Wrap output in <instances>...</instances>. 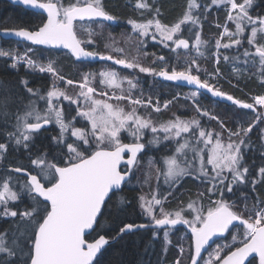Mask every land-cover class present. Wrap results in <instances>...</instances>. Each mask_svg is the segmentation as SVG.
Instances as JSON below:
<instances>
[{"label":"snow or ice","instance_id":"snow-or-ice-1","mask_svg":"<svg viewBox=\"0 0 264 264\" xmlns=\"http://www.w3.org/2000/svg\"><path fill=\"white\" fill-rule=\"evenodd\" d=\"M126 2L131 4V0ZM19 3L42 10L40 14L46 13V20L33 29H3L5 34L19 38L17 44L29 42L30 46L23 51L0 47V59L10 60L7 66L11 69L18 70L22 63L30 72L47 73L53 79L42 93L39 88L28 87V79L21 77L19 84L29 97L26 103L22 95L14 94L12 87L0 81V122L8 125L14 119L12 130H2L4 141L0 142V218L12 221L10 228L0 232V264H97L110 242L140 230L151 231L145 252L162 232L163 256L156 260V264H162L173 246L170 233L177 225H184L190 237L185 233L178 238L181 242L175 245L179 255L174 264H182V259L189 264H245L252 254L250 264H255L256 258L258 264H264V197L258 190V186H264V127L260 126L264 124V93L252 95L251 102H245L218 86L223 77L222 59L231 65V74L237 80L255 77L264 87V14L253 15L251 11L257 0H186L182 15L173 23L161 20L158 0H135L133 7L142 19L129 18L131 30L121 33L124 44L135 49L136 55L131 58L111 31L105 51L94 47L96 38H103L104 29L109 27L106 22L119 19L106 10L104 0ZM213 6L226 13L224 24L215 23L222 30L214 43L202 35L203 23ZM149 37L171 55L144 51L145 38ZM32 46L67 50L66 54L82 65L97 59L111 62L132 74L122 76L105 65L99 71H83L78 81L66 79L55 59H33ZM149 56L152 65L161 66L143 65L141 58ZM200 60H211L212 70L202 67ZM181 64L183 67L177 70ZM137 71L177 82V86H195V90L177 92L161 104L159 94L154 96L152 92L155 79L145 91L134 74ZM69 87L77 89L74 95ZM202 90L213 98L230 101L238 109L250 110L255 118L246 124L244 117L234 114L235 126L226 127L224 120L202 106ZM180 99L190 102L198 115L182 117L174 113L167 120L153 119V112L166 111ZM204 118L215 121L219 130L207 127ZM50 124L58 132L42 150L35 141ZM254 129H258L255 141L251 136ZM166 141L174 146L171 154H166L169 149L165 147L159 159L149 156L143 181L137 178L132 185L144 150ZM10 148L17 153L24 151L27 166L5 165ZM249 150L259 153L258 166L255 161L245 162ZM153 173L155 187L151 184ZM186 177L198 181L204 189L198 190L194 199L190 197L186 205L181 202L178 208L167 209L166 202ZM126 185L141 189L135 199L147 223L121 219L125 206L131 203L130 198L120 195ZM145 186L149 193L143 192ZM110 202L106 220L118 231L113 229L115 234L106 236L100 234V218L105 217L104 209ZM17 203L22 207H13ZM232 228L237 231L230 243L216 244L208 251L214 237L223 238ZM89 230L98 237L91 242L86 239ZM184 240L189 241L187 247ZM205 251L206 258L202 254Z\"/></svg>","mask_w":264,"mask_h":264},{"label":"trees","instance_id":"trees-1","mask_svg":"<svg viewBox=\"0 0 264 264\" xmlns=\"http://www.w3.org/2000/svg\"><path fill=\"white\" fill-rule=\"evenodd\" d=\"M105 6L109 9V12L113 15L118 16L120 19L125 18L126 16H129L130 14L135 17V14L133 12H129V8H127V5L125 4L124 0H105ZM207 0H201V2H206ZM65 3L68 2V0H64ZM186 0H158L159 6L161 8L162 17L161 20L164 23H171L174 20H177L183 12V9L185 7ZM239 2V0H238ZM261 12V13H260ZM264 14V0H257L256 5L253 8V14L256 15ZM214 14L217 13H209L207 16V19L203 23V27L207 28L208 34L206 35V39H209L208 36H210L211 33H214L215 37L211 38L213 43L215 38L219 35V30L214 29L213 24V17ZM121 16V17H120ZM220 19L219 23L223 24L225 22L226 15L219 14ZM42 20H44V16L40 13H33L32 11L25 10L21 8L20 6L13 5L9 3L7 0H0V29L1 28H7V27H35L39 25ZM108 28L104 29V37L100 38L97 37V39L105 40L108 38L106 36V33L108 32ZM122 30V32H126V30L122 28H118ZM106 36V37H105ZM101 42H97L94 47L98 51L103 52V45H100ZM29 44H17V41L12 39H1L0 38V47H18L20 51L24 50V47ZM33 47V46H32ZM157 45H152V47L149 49L153 52H155L157 55H166L170 56L169 50H161L160 47L156 48ZM154 48V49H153ZM35 51H43L49 55L53 56H60L63 59L62 65L57 66L58 69L61 70V74L65 77H70L75 81H78L79 78L76 75H73L72 73L73 69L77 68L80 70H94L95 67H82V64H79L75 62L72 58H70L66 51H59V50H53V49H45L42 47H34ZM91 50V49H90ZM148 50V49H147ZM183 53V50L181 51ZM37 59V58H36ZM152 57L149 56L147 59H141V63L151 64ZM204 62V64H201ZM10 60H3L0 59V81H3L6 85L10 86L14 90V94L22 95L24 97V102H27L28 94L26 93V90L23 88L22 85L19 84V80L21 77H24L28 79V87H31L33 89L39 88L42 91H46L47 88L50 87L52 79L51 77L46 73H39V72H30L27 70L24 65L21 63L18 67V70L11 69L7 65L10 64ZM200 65L209 69L210 71L213 68L212 61L209 60L208 62H205L204 60L199 61ZM152 65V64H151ZM161 65L156 64L153 65V67L159 68ZM74 67V68H73ZM183 65H177V70H181ZM220 68L223 73V78L219 80L218 86L221 87L222 91L233 95L236 99L244 100L245 102L250 101L251 95H257L264 93V87H261L255 77L248 79L245 77L244 79L237 80L234 76H232V68H230L229 64H226L221 59ZM202 74V73H201ZM202 76V75H201ZM156 81V80H155ZM231 81V82H229ZM161 83V85H164L163 89L161 90L159 87H154V92L159 94L160 102H163L165 99L171 100L173 96L176 95L177 92L183 94L185 91H188L187 88L179 87L175 84L170 83H162L160 81H156ZM235 85V86H234ZM18 89V93L15 92V90ZM166 91V92H165ZM204 103L207 105H211L212 103L218 108L213 111V109H210L215 114H217L222 120L225 121L226 127H234L235 121L233 119L234 114L236 116H241V113L247 114L249 116H255L251 111L246 109H238L235 105H228L226 103L218 102L213 99H210L209 97L203 96ZM215 101V103H214ZM188 102H185L184 100L180 99L178 102H174L168 110L162 111L161 113L157 114L155 112L152 113L153 119H163V118H171L173 114L180 115L182 117H192L193 115H198L195 113L194 109L193 111L187 110L186 107H181V105H185ZM204 107V105L202 104ZM13 110H15L16 105L13 104ZM143 112V110H141ZM155 114V115H154ZM157 115V116H156ZM242 117V116H241ZM251 121H246L245 123H250ZM14 123V119L10 121L8 125H5L4 123L0 122V142L4 141V136L2 134V130L7 127L8 130L11 129V124ZM203 123L207 125V123L203 120ZM214 125H213V124ZM212 127H217L218 124L215 121H212ZM261 127H264V124L260 125ZM257 132L258 129H254L253 133L251 134L252 139L255 141L257 138ZM52 132H50L49 129H46L41 133L40 136L36 138V145L40 146L43 150V147L45 144L48 143L52 136ZM56 133H54L55 135ZM168 145V144H167ZM148 149V147H147ZM146 149V150H147ZM155 149L156 152L152 154V157L155 159H159L160 155L162 153H165L163 151L164 147L161 146L159 149L157 148H151ZM170 149V147L168 148ZM142 153L140 156L141 163L146 161V157L149 155L147 152ZM171 151H168L166 154H170ZM25 153L21 149L20 152H15L10 148L8 153V159L5 161V165H7L9 162L13 164H22L27 166L28 161L24 158ZM255 161L256 165L258 166L260 164V156L258 152H253L249 150L245 153V162L248 164H252V162ZM135 176V175H134ZM134 176L132 177V181L135 179ZM187 188L194 189L195 184L192 180H186L184 181ZM134 185V184H132ZM132 185H126L124 186V191L120 193V195L126 196L131 199V203L126 205V211L123 213L121 219H123L125 222H145L146 219L140 215V210L137 204V201L135 197L140 193V188L137 187L134 190L132 189ZM188 190V191H189ZM258 190L261 192L262 197H264V186H258ZM239 195V193H237ZM25 198V202H26ZM13 207H22L21 204L17 203L13 205ZM111 207V202L108 206L105 207V217L100 218L101 226L103 231L100 232V234H105L106 236H112L115 234V231H118V228H115L114 225H110L107 220L106 216L109 211V208ZM11 219H4L0 218V232H2L4 229H8L11 227ZM115 229V231L113 230ZM237 229L232 228L223 238H219L215 240V243L220 242H230L231 236L236 233ZM186 232L182 228H175L173 229V232L170 233V238L172 240L173 246H171L168 250L167 255L164 257L162 264H174V261L176 257L179 255L178 248L175 246L181 241H179V237L184 235ZM188 235V233H186ZM189 236V235H188ZM97 237V233L91 231L89 234L86 235V239L88 241H92L94 238ZM190 237V236H189ZM151 239V231H144L140 230L138 232H135L133 234H127L122 239H119L117 241H112L108 246L105 247V249L102 250V255H99V259L97 261V264H141L143 261L144 264H147L148 261H151L152 264H156V260L159 256H163V252L161 249L162 245V232L160 233V236L158 239L152 241V246L148 247V251L145 252V245L148 243V241ZM184 245H188L189 241L184 240L182 241ZM214 243L211 244V246ZM210 249V248H209ZM207 251H205L206 253ZM250 259L247 264H250ZM182 264H188L187 259H182ZM255 264H257V259Z\"/></svg>","mask_w":264,"mask_h":264},{"label":"rangeland","instance_id":"rangeland-1","mask_svg":"<svg viewBox=\"0 0 264 264\" xmlns=\"http://www.w3.org/2000/svg\"><path fill=\"white\" fill-rule=\"evenodd\" d=\"M186 3V2H185ZM202 3H210V0H207L206 2H202ZM209 13H217V14H214V16H216V17H213V24H214V29H216V30H219V29H217L216 27H215V23L216 22H219V19H220V16H219V14L221 15V17L223 16V15H226V13H225V11L223 10V8H217V7H215V6H213L210 10H209ZM142 19V18H141ZM140 20V19H139ZM121 21H123V20H121ZM176 20H174L173 22H175ZM173 22H171V23H173ZM127 23V22H126ZM224 24V23H223ZM127 25H128V27L126 26L124 29L126 30V32H128V31H130L131 30V25H129L128 23H127ZM229 25H230V28H232L233 30H234V25L233 24H231V22H229ZM108 30V32L109 31H111V33H112V36L114 37V38H116L118 41H120V46H123V47H125V51H126V54L128 55V53H130L131 54V56L129 57V58H131L132 56H135L136 55V52H135V49H134V47H132V46H129V45H125L124 44V42H123V38H122V36H121V33H122V30H120V29H116V30H111V29H107ZM222 29H220V31H221ZM108 32L106 33V36H108ZM208 34V31H207V28H202V35H203V38L204 39H206L207 37H206V35ZM81 36L82 37H86V35L84 34V33H81ZM105 36V37H106ZM213 37H215V35H214V33H211L210 34V36H208V38H213ZM108 39V38H107ZM106 39V40H107ZM146 40H147V45L144 47V51H147L148 53H151L152 51L151 50H149L151 47H152V45H157V47L156 48H159L160 47V49L161 50H163V47H162V45H158V44H156L153 40H151V38L149 37V38H145ZM106 40H102V41H100L101 42V44L100 45H103V51H105V48H104V43H105V41ZM245 45H246V41H245ZM148 49V50H147ZM154 49V48H153ZM164 50H167V49H164ZM182 51V50H181ZM221 51H225V50H221ZM183 54V53H182ZM228 54H230V53H228ZM30 55H32V58L33 59H38V60H40L41 62H46V58H53V59H55L56 61H57V65L58 66H61L62 65V62H63V59L60 57V56H53V55H49V54H47V53H45V52H43V51H34V53H32V54H30ZM141 59H143V58H141ZM143 64V63H142ZM201 64H204V62H202ZM143 65H145V66H153V65H151V64H146V63H144ZM102 67H104V66H99V67H97L98 69H94V70H96V71H99ZM203 67H205V65H203ZM74 68V67H73ZM117 71H119L120 73H121V75L122 76H127V75H130V74H132L131 73V70H129V69H126V70H121L120 68H115ZM83 71H88L87 69H85V70H78L77 68H75V69H73V71H72V73H74L73 75H76L79 79H80V76H81V73L83 72ZM47 74V73H46ZM135 75H137L138 77H139V79H140V81H141V86L144 88V90L145 91H147L148 89H149V86L150 85H153V81H154V79L156 80V81H158L156 78H153L152 76H149V75H147V74H143V73H139L138 71L136 72V73H134ZM49 75V74H48ZM202 75V77H203V73L201 74ZM50 76V75H49ZM51 77V76H50ZM223 78V77H222ZM51 79H53L52 77H51ZM67 79V78H66ZM72 79V78H71ZM75 81V80H74ZM160 82H162V81H160ZM162 83H167V82H162ZM168 84V83H167ZM60 86L61 87H63V83H61L60 84ZM154 86H156V87H159L161 90L164 88L163 86L164 85H161V83H159V82H156L155 84H154ZM191 90H193V89H188V91H185L183 94H185V93H188V92H190ZM47 91V90H46ZM68 91H69V93L70 94H72V95H74L75 94V92L77 91V89L75 88V87H69L68 88ZM152 92H153V95L155 96L157 93H155L154 92V87H152ZM166 92V91H165ZM45 93V92H44ZM252 96V95H251ZM248 102H251V99H250V101H248ZM161 104H163V102H161ZM202 104L204 105V107H206V108H208L209 110L210 109H213V111L215 110V109H218L213 103L211 104V105H207V104H205L204 103V98H202ZM185 105H187L186 106V108H187V110L188 111H190V114H191V111H193L192 110V108H191V104H190V102H188V103H186ZM65 108H67V102H64V105H63ZM40 107H43V102H41L40 103ZM73 107V112H72V115H74L75 114V112H74V108H75V106H72ZM259 110V109H258ZM155 115V114H154ZM157 116V115H156ZM191 116H193V113H192V115ZM241 116L242 117H244L245 118V120L246 121H251L252 119H254L255 118V116H249V115H246L245 116V114L244 113H241ZM168 118H163V119H154L155 121H157V122H160L161 120H167ZM204 121L205 122H207V123H212V121H208V119L207 118H204ZM213 124V123H212ZM54 125V124H53ZM214 125V124H213ZM213 125H211V128H213L212 126ZM218 128H219V125L217 126ZM54 129H55V133L57 134V132H58V129L55 127V125H54ZM215 129H217L216 127H215ZM150 135V134H149ZM146 138H148V136H146ZM167 144H170V145H167ZM164 147H167V146H170L171 147V151L172 150H174V146L170 143V142H165L164 143ZM157 147H159V146H157ZM148 148H155V147H152V146H148ZM170 154H171V152H170ZM149 156H152V155H149ZM148 156V157H149ZM148 157H146V161L145 162H142L141 163V166H140V168L137 170V172L135 173V176H134V180L132 181V184H136L137 183V178H139L140 180H141V182L143 181V173H144V171L146 170L145 169V165H146V162H147V158ZM186 180H192V178L191 177H186L185 179H184V181H186ZM184 181H182L181 182V184L176 188V190H175V193H174V195L173 196H171V197H169V200L166 202V204H165V207L167 208V209H169V210H173V209H176V208H178L179 207V205H180V203L181 202H183L185 205H186V203L188 202V200H189V198L191 197V198H195V195H196V193H197V191L198 190H203L204 189V185H200L199 184V182L198 181H193L194 182V184H195V188L194 189H190L189 190V188H187L186 187V185H185V182ZM156 180H155V178H154V173H153V179H152V181H151V184H152V187H155V185H156ZM162 183V182H161ZM141 190V189H140ZM162 190H163V188H162ZM189 190V191H188ZM143 192L144 193H149V188L147 187V186H145L144 188H143ZM204 204L205 205H207V203H208V201H207V199H205L204 201ZM189 218H190V216H189ZM147 221V220H146ZM183 235V234H182ZM231 242V241H230ZM230 242H220V241H218V242H216V243H214L212 246H211V248L210 249H208V251H211V249L212 248H215L216 247V244H223V243H230ZM185 247H187L186 245H185ZM207 252L204 254V256H205V258L207 257ZM189 263V262H188ZM201 264H202V262H201Z\"/></svg>","mask_w":264,"mask_h":264},{"label":"flooded vegetation","instance_id":"flooded-vegetation-1","mask_svg":"<svg viewBox=\"0 0 264 264\" xmlns=\"http://www.w3.org/2000/svg\"><path fill=\"white\" fill-rule=\"evenodd\" d=\"M104 2H106L105 0H104ZM124 2H125V4L127 5V8H129V12H133L134 14H135V17L134 16H132L131 14L129 15V16H126L125 18H123V19H118L115 23H108V22H106V23H108L109 24V27H108V29H111V30H116V29H118V28H125L126 26L128 27V25H127V21H128V19L129 18H133V19H137V20H139V19H141L142 17H140L139 16V14H138V12L134 9V3H135V0H131V4H128L127 2H126V0H124ZM14 5V4H13ZM18 6V5H17ZM21 7V6H20ZM21 8H23V7H21ZM23 9H25V10H28V11H32L33 13H38V12H36V11H33V10H29V9H26V8H23ZM106 10H108L109 11V9L106 7ZM252 11V14H253V9L251 10ZM261 13V12H260ZM254 15V14H253ZM44 16V20L46 19V17H45V15H43ZM121 17V16H120ZM162 17V16H161ZM121 20H123V21H121ZM7 28H19V27H7ZM25 28H27V27H25ZM34 27H28V29H33ZM2 29V28H1ZM80 35H81V33H80ZM1 38V37H0ZM81 38H85L86 39V37H82L81 36ZM1 39H3V38H1ZM5 40H8V39H5ZM106 40V39H105ZM101 41V39H97L96 40V43L97 42H100ZM23 44H27V43H23ZM131 56V54L130 53H128V57H130ZM105 65H111L113 68H120L121 70H126V69H124L123 67H121V66H119V65H113V64H111V62H103V61H98V62H90V63H86V64H83V66L82 67H84V66H86V67H95V69H98L97 67H99V66H105ZM230 66V68H232L231 67V65H229ZM65 78H67V79H71L70 77H65ZM73 80V79H72ZM49 88H47V90H48ZM44 92H46V91H42V93H44ZM203 96H206V95H203ZM206 97H208V96H206ZM29 98V97H28ZM210 98V97H209ZM210 99H212V98H210ZM216 101V100H215ZM250 111V110H249ZM259 111V110H258ZM207 123V122H206ZM207 127H209V128H211V123H207ZM77 126H80L79 124L77 125ZM45 129H49L50 130V132H52L53 134L52 135H54V133H55V129H54V125L53 124H50V126L48 127V128H45ZM124 136H125V142H128L127 141V137H126V134H124ZM145 143H147V138H145V141H144ZM168 145H170V144H168ZM161 146H165V145H160L159 147H155V148H157V149H159ZM170 146H167V148H169ZM147 149V148H146ZM145 149V150H146ZM145 150H144V152H145ZM163 151H165V147H164V149H163ZM169 151H171V147H170V149H169ZM143 152V153H144ZM146 152H147V154L148 155H152V154H154L155 152H156V150L155 149H151V148H148L147 150H146Z\"/></svg>","mask_w":264,"mask_h":264},{"label":"water","instance_id":"water-1","mask_svg":"<svg viewBox=\"0 0 264 264\" xmlns=\"http://www.w3.org/2000/svg\"><path fill=\"white\" fill-rule=\"evenodd\" d=\"M9 3H11V4H14V5H18V6H21V7H23V8H26V9H29V10H33V11H36V12H38V13H42V10H36V9H32L31 8V6H25V5H23V4H21V3H19V0H16V2H13V0H7ZM43 15H45V17H46V13H44ZM46 20V19H45ZM108 23H113V22H108ZM3 29H14V28H2V29H0V37L1 38H3V39H12V40H16V41H18L19 40V38H17V37H15L14 35H12L11 33H8V34H5L2 30ZM24 43H28V44H30L29 42H24ZM38 47H43L44 48V46H38ZM54 50H64V49H54ZM64 51H67V50H64ZM74 59V58H73ZM75 60V59H74ZM99 60L97 59V60H95V61H92V62H98ZM120 66V65H119ZM122 67V66H121ZM158 80H160V81H163V82H168V83H172V84H175V85H177V82H171V81H164L162 78H157ZM181 87H185V88H191V89H194L195 90V86H188V85H186V84H182L181 85ZM202 91H204V95H206V96H208V97H210V98H212V99H214V100H217V101H220V102H222V103H226V104H228V105H233L230 101H227V100H223V99H221V98H213V97H211V94L210 93H207L206 92V90H202ZM235 98V97H234ZM50 125H47V126H45V128H48ZM148 221H145V222H139V223H147ZM175 228H182V229H184L188 234H189V236H190V232L188 231V229L184 226V225H177ZM174 228V229H175ZM91 232V230H89V233ZM89 233H87V234H89ZM86 234V235H87ZM227 234V233H226ZM225 234V235H226ZM224 235V236H225ZM96 238H98V237H96ZM217 239H219V238H217V237H214L213 238V240L215 241V240H217ZM89 242H91V241H89ZM213 242H211L210 241V244H212ZM202 254H204V252L202 253ZM255 254H252V256H250L246 261H245V264H247L248 263V261L250 260V259H252L253 258V256H254ZM257 259V264H258V258H256ZM189 264V263H188Z\"/></svg>","mask_w":264,"mask_h":264}]
</instances>
